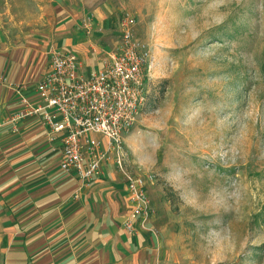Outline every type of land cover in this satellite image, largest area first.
<instances>
[{
    "label": "rangeland",
    "instance_id": "obj_1",
    "mask_svg": "<svg viewBox=\"0 0 264 264\" xmlns=\"http://www.w3.org/2000/svg\"><path fill=\"white\" fill-rule=\"evenodd\" d=\"M127 15L151 67L111 168L146 181L151 263L264 264V0H0V86L20 82L14 48L35 76L39 55L40 72L91 40L96 17H112L114 49Z\"/></svg>",
    "mask_w": 264,
    "mask_h": 264
},
{
    "label": "crops",
    "instance_id": "obj_2",
    "mask_svg": "<svg viewBox=\"0 0 264 264\" xmlns=\"http://www.w3.org/2000/svg\"><path fill=\"white\" fill-rule=\"evenodd\" d=\"M96 18L91 40L74 47L69 43L84 75L97 70L95 62L118 47V41L112 50L107 45L112 17ZM102 46L101 52H93ZM21 52L14 48L12 53V62L20 68L11 79L20 81L13 85H21V94L35 103V85L48 72L53 52L40 72L44 56L39 55L35 76L23 68ZM7 59L1 52L0 65ZM15 91L0 86V264H152L150 233L131 236L123 229L130 206L126 184L111 168L114 164L105 163L100 178L88 186H81L75 175L63 173L61 142L49 135L40 115L19 120L15 130L1 124L20 107ZM148 227L152 228L151 221Z\"/></svg>",
    "mask_w": 264,
    "mask_h": 264
},
{
    "label": "built area",
    "instance_id": "obj_3",
    "mask_svg": "<svg viewBox=\"0 0 264 264\" xmlns=\"http://www.w3.org/2000/svg\"><path fill=\"white\" fill-rule=\"evenodd\" d=\"M133 25L132 17L121 18L117 51L109 53L102 68L88 75L81 72L76 53L53 52L48 72L35 85L37 102L29 101L21 87L13 85L20 107L1 124L15 130L19 120L40 115L49 135L61 142L60 170L75 175L81 186L98 179L109 161L121 170L124 136L146 101L151 52L136 39ZM122 173L130 206L122 225L125 233L155 235L148 227L155 211L146 194V181Z\"/></svg>",
    "mask_w": 264,
    "mask_h": 264
}]
</instances>
